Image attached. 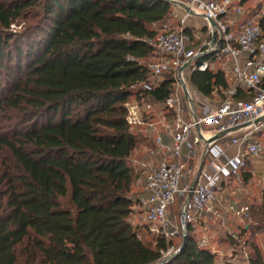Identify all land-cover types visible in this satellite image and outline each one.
<instances>
[{
  "label": "trees",
  "instance_id": "obj_1",
  "mask_svg": "<svg viewBox=\"0 0 264 264\" xmlns=\"http://www.w3.org/2000/svg\"><path fill=\"white\" fill-rule=\"evenodd\" d=\"M171 16L168 0H0V264L163 260L173 241L147 244L130 222L139 173L129 159L149 139L131 129L126 103L159 108L171 94L172 72L139 87ZM259 23L264 32V15ZM190 82L210 98L230 86L221 70H194ZM252 96L240 89L234 99ZM251 220L242 235L264 231V204L250 206ZM191 229L164 264H215ZM251 246L252 264H264Z\"/></svg>",
  "mask_w": 264,
  "mask_h": 264
},
{
  "label": "built area",
  "instance_id": "obj_2",
  "mask_svg": "<svg viewBox=\"0 0 264 264\" xmlns=\"http://www.w3.org/2000/svg\"><path fill=\"white\" fill-rule=\"evenodd\" d=\"M168 1L172 16L158 26L159 32L151 41L156 54L147 65L149 77L139 87L151 90L162 82L164 73L172 72V92L163 109L136 98L126 103L131 129L146 133L152 142L144 158L137 161V168L145 174V189L135 201L149 229L169 241L182 239L190 227L201 225L205 231L210 223L220 222L243 250L242 264H252L247 249L251 242L241 234L250 219V205L239 199L243 192L249 193L244 186L248 161L257 157L264 160V32L259 23L263 13L247 14L244 0H186V11L179 16L175 10L181 1ZM233 15L239 20L236 27H232ZM189 17L205 21L208 41L192 45L186 28ZM225 57L233 61L231 72L237 83L226 89L218 104L197 103L190 94L187 72L207 70L210 58ZM240 89L252 93V98L235 100ZM200 149L203 159H198ZM233 182L237 184L232 186ZM259 188L264 191V177ZM222 195L229 201L224 202ZM177 201L179 217L173 211ZM214 243L207 234L198 240L200 247L216 253ZM178 249L172 244L163 259Z\"/></svg>",
  "mask_w": 264,
  "mask_h": 264
},
{
  "label": "rangeland",
  "instance_id": "obj_3",
  "mask_svg": "<svg viewBox=\"0 0 264 264\" xmlns=\"http://www.w3.org/2000/svg\"><path fill=\"white\" fill-rule=\"evenodd\" d=\"M245 6L248 9L250 15H252L258 11H261L264 14V0H247ZM24 21L25 20H21V22H19V23H14L12 25V29L14 31H22L24 29L23 28V26L25 24ZM225 58L230 59L229 57H225ZM152 61H154V58L150 57L146 61V63L148 64ZM227 71L228 72L231 71L229 67H228ZM229 76L234 78L233 75H229ZM230 83L235 85L237 82L236 81H230ZM189 87H190V94H191L192 98L195 101L198 100V97L195 96L196 92H197L196 88L191 83H189ZM185 103H186L187 107L190 106L189 101H186ZM158 109H163V107H159ZM134 131L137 132V130H134ZM142 151L137 149L136 151H134L131 154L130 159H129V163H130L133 171L135 173H137V172L139 173L138 177L135 179L133 189L131 192V195L134 199L137 198L138 196H140L144 192V189H145V174L137 168V161L140 159L142 160L144 158ZM236 184H237L236 182H233L232 186H235ZM244 186H246L249 193H247V191H245V192H243L242 196L246 197L250 204L255 203L254 201H256L257 205L260 203L264 204V196H262V198H260L261 197L260 196V190H258L259 192H257V189L253 188L256 185H252L249 187V185H247V182H245ZM253 189H254V191H253ZM133 209L134 210L130 216V219H132L131 223L134 226L139 223V226H138L139 228H137L139 237L145 243L150 244V245H155L157 235L149 229V226L147 224H145L144 213H143L141 207L136 204ZM173 211L176 212L178 217H179L180 208H179V202L178 201L174 203ZM258 218H259V215H258V213L255 212L254 221H256V220L258 221ZM233 222L234 221H232V223ZM248 222H250V224H251L252 220L250 221V219H249ZM230 225L234 229L237 228V226L235 224L234 225L230 224ZM204 228H205V231L208 232L209 236H212L213 238L217 237L216 239H218V240L221 239L220 241L223 240L225 242V243H222L221 245H219L220 247H218V249L217 248L215 249L216 250V262H215L216 264H229L228 261L231 258H236L232 261V264H242V260H243L242 251L243 250L239 246L237 248L238 250H235V253L231 250L230 246H232V245L230 242V236L227 232H225V229L221 226L220 222L210 223L209 226L204 227ZM201 229H202L201 225H197L194 229H191L190 233H191V235L195 236L197 240H199L201 238L200 235L202 234V233H200ZM251 232H252L251 235L250 234L247 235L246 238L250 240L251 244H255L257 247H259L262 251L263 256H264V231L256 232L254 229H251ZM257 234H258V237H256V240L251 241L252 235L254 237ZM181 240H182L181 238L177 237L173 240L172 243L177 246V244H179L181 242ZM257 243H260V244L262 243V246H258ZM252 246L247 247V249H248V251H250L251 255L253 254ZM214 247H215V245H214Z\"/></svg>",
  "mask_w": 264,
  "mask_h": 264
},
{
  "label": "crops",
  "instance_id": "obj_4",
  "mask_svg": "<svg viewBox=\"0 0 264 264\" xmlns=\"http://www.w3.org/2000/svg\"><path fill=\"white\" fill-rule=\"evenodd\" d=\"M181 1V5H179L177 7V9L175 10L176 14L177 15H183L186 11V7H185V4L183 3V1H186V0H179ZM247 2V1H246ZM245 2V4H246ZM246 8V6H245ZM247 9V8H246ZM172 12H173V8H172ZM247 14H250L248 9H247ZM264 15V14H263ZM233 20H231L232 22V27H236L239 23V20H237V17L235 15H233L231 17ZM243 18V17H242ZM240 18V20L242 19ZM186 28L187 30H189V33L190 35L192 36V39H193V42H192V45L193 46H197V45H200V44H203L205 43L206 41H208L210 39L209 37V29L207 27V24L205 23V21H203L201 18L199 17H189L188 20H187V24H186ZM209 63H210V70L216 72V71H223L225 73V76L229 82V84L231 85L232 83H230V81H236L235 78H232L230 77L229 75H233L231 73V71H227L228 67L230 68L231 70V65L233 64V61L230 60V59H226V58H223L221 60H216L214 58H210L209 59ZM192 72H187V78H188V85L190 82V75H191ZM233 85V84H232ZM197 90V89H196ZM196 97H198V100H196L197 103H200V104H211V105H215V104H218L222 98L219 94H217V92L215 91L214 92V98L213 97H206L204 95H202L198 90L196 92ZM149 143H146V144H143L141 146V148H139L138 150H143L142 153L144 154L145 150L148 148V147H151L152 146V142H151V139L148 140ZM236 149L235 148H231L230 149V152L231 153H235ZM203 151H199L198 153V159H203ZM264 177V160L261 159V158H251L249 161H248V166L246 168V172H245V175H244V180L245 182H247V185L252 186V185H256L255 187H253L254 189H257V192H259L258 190H260V198H262V196H264V191L261 190V188L259 189V186L261 184V180L263 179ZM253 189V191H254ZM222 199L224 202H228L229 199L227 197H225L224 195H222ZM242 203L244 204H249L250 206H252V203L250 204L248 202V199L246 197H242L239 199ZM256 200V199H255ZM256 203V201H254ZM254 204V203H253ZM138 205V204H137ZM130 222H132V219H130ZM200 233H202L200 236H202L203 234H207L208 235V232L204 231V229L202 228ZM251 230H248L246 232V236L247 235H251ZM256 237H258V234L255 235L253 237L252 235V238H251V241H255L256 240ZM217 238V237H216ZM216 238H213V240H215V249L218 247H220L219 245H221L222 243H225L223 240L220 241L221 239H216ZM231 242V241H230ZM231 245L230 248L231 250L235 253V250H238V246L236 243H232L231 242ZM258 246H262V243H257ZM236 259V258H231L229 259L228 263L229 264H232V261ZM216 262V261H215ZM216 264V263H215Z\"/></svg>",
  "mask_w": 264,
  "mask_h": 264
},
{
  "label": "water",
  "instance_id": "obj_5",
  "mask_svg": "<svg viewBox=\"0 0 264 264\" xmlns=\"http://www.w3.org/2000/svg\"><path fill=\"white\" fill-rule=\"evenodd\" d=\"M213 23V22H212ZM194 188V184L191 185V188H190V192H189V196L192 194V190ZM182 245L179 247L178 251L173 253L172 255L168 256L167 258L163 259L160 263L158 264H164L166 262H168L170 259H172L180 250H182L184 248V246L186 245L187 243V233H184L183 237H182Z\"/></svg>",
  "mask_w": 264,
  "mask_h": 264
}]
</instances>
